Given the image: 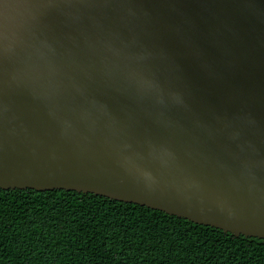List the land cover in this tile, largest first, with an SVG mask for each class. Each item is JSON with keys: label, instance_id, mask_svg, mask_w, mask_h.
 Returning a JSON list of instances; mask_svg holds the SVG:
<instances>
[{"label": "water", "instance_id": "obj_1", "mask_svg": "<svg viewBox=\"0 0 264 264\" xmlns=\"http://www.w3.org/2000/svg\"><path fill=\"white\" fill-rule=\"evenodd\" d=\"M0 188L264 239V0H0Z\"/></svg>", "mask_w": 264, "mask_h": 264}, {"label": "trees", "instance_id": "obj_2", "mask_svg": "<svg viewBox=\"0 0 264 264\" xmlns=\"http://www.w3.org/2000/svg\"><path fill=\"white\" fill-rule=\"evenodd\" d=\"M0 264H264V239L91 192L0 188Z\"/></svg>", "mask_w": 264, "mask_h": 264}]
</instances>
